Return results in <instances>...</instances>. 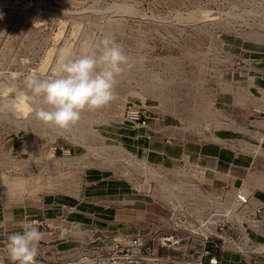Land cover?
<instances>
[{"label":"rangeland","instance_id":"obj_1","mask_svg":"<svg viewBox=\"0 0 264 264\" xmlns=\"http://www.w3.org/2000/svg\"><path fill=\"white\" fill-rule=\"evenodd\" d=\"M0 13V87H22L27 74L41 70L43 76L54 75L61 49L83 54L105 35L114 36L129 57L117 78L116 100L85 110L67 129L44 124L34 115L18 118L7 110L10 97H0V264H12L7 237L23 230L24 222L42 220L40 229L47 218L57 228L67 225L74 218H67L71 206L66 205L83 194L105 200V210L118 215L122 205L108 206L112 198L137 197L141 203L129 205L137 210L125 214V228L122 224L120 230L98 232V225L107 226L102 212L83 240L60 237L49 243L73 239L75 244L61 249L66 252L86 240L94 245L110 234H137L144 255L151 250L159 256L149 264H173L165 257L174 254L170 241L161 246L154 238L177 234L183 245L197 238L192 233L206 210L204 194L229 183L203 181V172L188 166L186 155L177 162L162 151L150 158L149 145L168 144L160 132L191 131L208 138L216 127L232 125L244 132L243 124L263 119L261 131L246 134L257 137L256 150L264 147V91L256 81L264 76V0H0ZM155 74L163 84L155 81ZM256 98L259 103L253 102ZM249 101L252 113H246ZM130 120L144 121V127ZM143 129L155 133L138 134ZM222 137H239L244 150L254 144L242 134ZM240 158L247 163L249 156ZM159 160L163 163H154ZM220 170L237 178L231 182L235 187L247 171L236 177L231 166ZM258 204L256 216L261 218L264 199ZM62 205L68 207L65 213L57 209ZM99 205L90 206L94 211ZM172 212L186 223L172 218ZM224 222L226 230L229 223ZM182 251L199 254L198 246L186 245ZM223 251L231 253L226 264H264L262 248L239 256L232 248Z\"/></svg>","mask_w":264,"mask_h":264},{"label":"clouds","instance_id":"obj_2","mask_svg":"<svg viewBox=\"0 0 264 264\" xmlns=\"http://www.w3.org/2000/svg\"><path fill=\"white\" fill-rule=\"evenodd\" d=\"M128 64L123 45L114 36L105 35L85 48L83 54L77 55L69 47L61 49L54 75L43 76V70L40 74H27L22 87H0V97H10L7 110L18 118L34 115L44 124L67 129L79 122L85 110L95 111L116 100L117 78ZM154 79L164 83L159 74ZM22 228L7 237V255L12 264H38L36 258L44 234L37 221L24 222ZM59 232L61 237L83 240L88 229L80 222H71L61 225ZM81 264L90 262L85 257Z\"/></svg>","mask_w":264,"mask_h":264},{"label":"crops","instance_id":"obj_3","mask_svg":"<svg viewBox=\"0 0 264 264\" xmlns=\"http://www.w3.org/2000/svg\"><path fill=\"white\" fill-rule=\"evenodd\" d=\"M257 84L261 86V91H264V76L261 77V79H257ZM248 89L252 92H256L255 89L251 85L247 86ZM260 97V95L258 96ZM262 99H264V95L261 94ZM260 97V98H261ZM259 98V99H260ZM257 101L259 103L260 100H253V102ZM253 102L249 101L247 102V112L246 113H252L254 110V105ZM223 104H230L229 102H223ZM264 106V105H262ZM234 106L232 105V108ZM264 109V108H262ZM245 111V110H244ZM238 114V113H237ZM239 115V114H238ZM237 115V119H239V116ZM244 117V116H243ZM242 117V118H243ZM263 119H254L248 122L247 125H242V129L244 132H240V128L236 127V129L230 125L227 127H216V129H213V135L208 136V138H204L201 136L199 133L195 132H185L181 133L180 131L170 133L167 131L166 133L160 132L164 137H167V142L168 144L165 146H156V145H149L152 147V149L149 150L151 154L153 155L150 158H156V155L154 153H162L164 155H167L172 161L171 162H177V159L181 157L182 155H186V163L188 166H191L193 168L194 166L199 167V170L203 172L202 180L206 182H212L213 180L217 181H225L229 184H226L227 187L230 190V194H232L238 187H235L232 185V181L237 179V178H230L229 174H226L224 171L220 170V168H227V167H232V170L237 173L236 177H238V172L243 170H247L246 173L244 174L243 177H238L239 180H241V187L245 188L248 192L252 193L253 199L259 200V199H264V147L262 149H255L256 148V141L257 137H250L247 133H250V131L254 132V135H256L255 130L261 131L262 130V125H260V122H262ZM142 132V133H141ZM151 136L152 134L155 133L154 130L146 131V130H140L138 134H148ZM239 134L246 135L250 139L254 141V144L251 145L250 143L247 148L241 149L239 146V137H232L226 139L225 137L222 136H238ZM145 136V135H144ZM216 136L217 138L213 137ZM261 143V142H260ZM264 144V142L262 143ZM263 146V145H262ZM257 152H260V154H256ZM248 154L249 159L247 163L243 160H241V155L242 154ZM157 160V159H155ZM149 161V160H147ZM151 162V160L149 161ZM196 162H200L201 164H195ZM157 164L163 163L161 160L154 162ZM230 180V181H229ZM224 185V184H223ZM117 189V188H115ZM77 201L74 202L72 205L67 204L66 206H71V211L68 213L67 218H70V215L72 218H74L73 222H78L82 223L83 225L86 226V228L89 230L91 229L95 224H97V219L98 215L100 213H104L107 218V226H99L98 225V232H102L105 230L109 231H115V230H120L121 227H123V222L127 220L125 217H127L128 212H132L133 210H137L134 206H129V205H136L141 203V201L137 197H121V198H112L110 200L109 205H114L120 207L122 205L121 209L117 208L119 210V215L113 214L110 211L105 210V200L103 199H98L95 198L96 196L92 195H87L83 194L82 196H74ZM133 199V201H131ZM130 200V201H128ZM98 203H102L103 205L97 206V209L93 211L92 207L90 206L91 204L98 205ZM61 208L64 209V211H61ZM68 207H65L62 205V207H57L59 212L61 211L62 213H65V209L67 210ZM69 211V210H68ZM133 211V212H135ZM121 212V214H120ZM125 219V220H124ZM48 221L50 219L47 218ZM72 221V220H71ZM123 221V222H122ZM51 222V221H50ZM137 222V221H136ZM135 222V223H136ZM52 223V222H51ZM94 224L92 227H89L88 225ZM123 224V225H122ZM137 225H139V222H137ZM88 226V227H87ZM126 225H124V228ZM138 227V226H136ZM251 235L253 239L259 243L264 245V234H261L257 231L251 232ZM45 239H48V236H44ZM262 238V241L260 239ZM51 240V239H50ZM48 240V242H50ZM51 244V243H50ZM56 244V243H55ZM75 244V241L68 240L67 242H60L56 245L57 248L63 249V246H69ZM49 246L43 247L42 249L49 250ZM238 256L240 255L239 253H236ZM236 255V256H237ZM233 256V260L236 258L239 260V257ZM231 253L229 251H222L221 252V260L220 264H226L225 262L229 259L230 260ZM236 264V263H235ZM243 264V263H242Z\"/></svg>","mask_w":264,"mask_h":264},{"label":"built area","instance_id":"obj_4","mask_svg":"<svg viewBox=\"0 0 264 264\" xmlns=\"http://www.w3.org/2000/svg\"><path fill=\"white\" fill-rule=\"evenodd\" d=\"M134 114H136V112ZM144 123L145 122L143 121V124ZM240 194V192H237V198L239 199L237 201L245 203L243 196ZM250 207L252 208L251 203ZM250 207L249 211H251ZM257 211L259 212L260 210L257 209L256 212ZM219 214H221V212H217V216L212 219V221L214 222L213 226L215 232L217 231V229H219L221 232L231 229L229 225H227L226 230L223 228L226 223L222 220L219 221ZM31 221H37L39 223V227L42 224L44 225V222L42 220H38L36 218L31 219L28 222ZM171 223L173 225V228L177 226V221L173 220ZM45 225L46 227H50L47 222H45ZM201 226L203 225H201L199 222L196 228L193 230L194 233H192L193 236L197 237L198 239L192 237L190 242H186L185 245H183L181 242L182 237L178 236L177 234L170 236L160 235L159 237L154 238L152 242L157 243L161 246H168V244L170 243V245L173 247L174 254H170L165 257L169 262L173 264H219L221 249L225 240L223 237L218 236L215 232L212 233L210 231H207L205 234H198V231L195 232V230L201 231ZM231 231L232 232H230V236L226 242H232L233 246L237 247L238 244H243L242 240L239 239L240 236L235 234L233 229ZM112 236L114 237L112 238ZM60 237L61 235L58 231V235L52 238L50 241ZM166 241L170 242L166 243ZM143 245L144 243L142 241V238L137 234L121 235L119 233H116L113 235L110 234L107 239H102L94 245L89 244L88 240H86L71 252H56L54 255H50L49 253L46 254V252H44L42 248H39L38 256L36 259L38 260V264H81V261L85 257L88 258L90 264H149L157 261L159 259V256H157V252L148 250L146 255H144V253L142 252ZM186 245L190 246V248L198 246L199 254L196 256H194L193 254L188 255L185 251H182L183 246L186 247ZM179 252L182 253L180 254Z\"/></svg>","mask_w":264,"mask_h":264},{"label":"bare ground","instance_id":"obj_5","mask_svg":"<svg viewBox=\"0 0 264 264\" xmlns=\"http://www.w3.org/2000/svg\"><path fill=\"white\" fill-rule=\"evenodd\" d=\"M243 11H245V10H243ZM234 19H235V17H234ZM259 36L257 35L256 37L259 38ZM255 39H257V38H255ZM129 113L130 114H134L135 110L131 109V110H129ZM130 121L136 123L133 120H130ZM136 124L139 127H144L143 124H138V123H136ZM192 187H194V186H192ZM237 192L241 193L240 195L243 196V198L245 200V203L237 201V200H239L237 198ZM166 195H167V193H166ZM166 195L162 196V198L163 199H167V196H169V195H167V196ZM226 197H228V198H226ZM204 198H205L204 199V208H206V210L205 211L201 210L202 215H201L200 219H198V222H200V224L203 225V226H201V229L199 228L201 231L195 230V232L198 231L197 232L198 234L199 233L205 234L207 231H210V232L214 233L215 232L214 226H213L214 222L212 221V219L217 216L216 215L217 212H219V213L221 212V214L218 215L219 216V221H221V220L223 222L227 221L229 223L228 225L230 226V228L233 229L235 234L240 236L239 239L242 240V243H243V244H238V247L237 246H233L232 242H229V243L226 242L228 240L229 236H230V234L227 233L228 230L222 231V232L221 231L220 232L216 231L215 233L218 236L223 237L224 240H225V242L223 244V247L221 249V252L224 249H226V248H232L234 251H236L237 253H240V254L249 253V252L254 251V249H258V248H262L264 250V245L257 243L253 239V237L251 235V232H254V231H257V232H259L261 234H264V210L262 212L261 218H258L256 216V206L259 205L258 204L259 200L253 199V196H252L251 192H248L245 188L240 186L232 194H230V190L227 187V185H222L221 187L215 188L212 191H206V195L204 194ZM172 203H174V202H172ZM250 203L252 205V208L250 207ZM193 205H196V203L195 204L193 203ZM249 207L251 208V211H249ZM190 209H191V207H190ZM196 210H197V208L196 209L193 208V211H196ZM171 217L175 218V219H179L180 220V222H179L180 224L181 223L183 224L184 222L186 223L185 220H181L180 216L176 215L174 212H172V216ZM46 222L49 224L50 227L42 228V229H40V231L43 232L44 236L45 235L48 236V239L43 238L42 241L44 243H40L39 244V248H43V247L45 248V247L49 246L50 247L49 250H46V249H42V250L44 252H46V254L49 253L50 255H54L56 252H63V251H61V249L56 247V245L58 243L50 244L48 242V240H50V239H52V238H54V237H56L58 235V231L59 230L50 221L46 220ZM17 231L21 232L23 230L18 229ZM64 241H66V240H64ZM64 241H61V242H64ZM79 245L80 244H78L76 247H72L71 249H68V251H66V252H71V251L75 250ZM239 245H240L241 248H239ZM242 247H246V250L244 248H242ZM237 248H239V249L236 250ZM220 260H221V257H220Z\"/></svg>","mask_w":264,"mask_h":264}]
</instances>
